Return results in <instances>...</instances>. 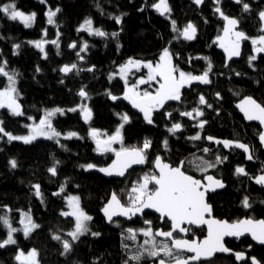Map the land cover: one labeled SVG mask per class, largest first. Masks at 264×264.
Listing matches in <instances>:
<instances>
[{
  "label": "trees",
  "instance_id": "obj_1",
  "mask_svg": "<svg viewBox=\"0 0 264 264\" xmlns=\"http://www.w3.org/2000/svg\"><path fill=\"white\" fill-rule=\"evenodd\" d=\"M159 0H0V7L15 3L18 10L36 13L35 21L30 28L22 23L12 21L0 12V63L10 74L17 73L16 89L23 116H14L6 108H0V120L5 131L15 135L25 134V125L29 117L37 120L44 111L60 108L64 114L57 113L52 118L53 127L62 135L74 131L79 137L55 140L36 139L25 144L20 141H0V215H7L12 227L20 229L19 218L28 213L40 225L27 238L21 231L13 233L16 244L0 248V264H20L16 259L19 251L35 249L38 252V264H137L129 259L140 251L146 237L138 233L140 220L131 223L113 221L107 225L100 210L114 191L125 204L127 193L134 183L149 173L154 155H168L171 161L187 156V142L183 135L176 139L168 136L167 122L163 112L155 113L153 124L147 123L140 115L133 113L122 101H114L113 96L124 93V85L118 78L109 80L111 72L125 64L129 59L136 61L156 62L163 50L167 48L172 56L173 65L178 70L194 75L205 72L208 63L211 85L207 91L219 93L220 102H216L218 115H214L207 134L221 138L241 141L253 148L256 163H245L244 155L239 151L225 154L227 160L222 163L220 176L225 188L211 196L209 203L219 219L235 222L242 218H264V189L251 183V177L257 175L264 165V151L257 143L259 126L246 124L234 105L245 96L253 97L264 106V53L257 56L249 66L252 55L247 43L238 61L225 66V61L216 51L213 40L219 35L222 21L214 13L216 6L223 14L238 20L240 29L249 37L261 34L259 13L264 10V0H242L232 3L231 0H204L201 7L193 0H167L170 13L161 17L152 5ZM243 3L250 6L243 10ZM61 9L49 25L45 13L49 8ZM115 17L121 22L116 23ZM86 19H91L92 26L108 33L107 37L89 35L80 30ZM175 21L177 31H173ZM191 23L197 31L195 39L188 42L181 33ZM45 30L47 34L45 35ZM118 33L113 37L111 33ZM59 34V35H58ZM59 47L45 43L42 53L29 41H52L57 39ZM174 40V41H173ZM75 43V48L69 45ZM87 43V49L80 52L81 60L76 53ZM19 44L18 49L14 45ZM207 58V59H204ZM76 64L77 68L68 74H61L64 65ZM92 68V71H88ZM39 69V71H37ZM239 73V75H237ZM6 77L0 75V89L5 87ZM87 92L82 99L78 93L81 89ZM200 87H191L183 91L181 101L173 107L186 111L197 101ZM82 103L92 111L91 120L83 122L79 111H68ZM128 113L130 122L123 127L124 141L127 148L142 147L146 140L151 141L147 150V165L131 171L123 180L105 179L98 173L85 170L81 165L89 163L97 167L104 166L111 160V154L99 153L95 149L90 129L100 132H112L121 122L118 114ZM85 132V133H84ZM169 142V153L162 151L163 142ZM224 156V157H225ZM15 160L17 167L12 168L9 161ZM59 161L57 164L56 162ZM200 162V161H198ZM55 165L57 174L53 176L48 169ZM245 165L248 175L235 173V166ZM150 174V173H149ZM34 185H40L42 195H35ZM61 186L64 191L59 195ZM77 194L82 209L92 217L88 222L90 231L72 241L68 233L74 228L71 217L61 215L66 210L64 197ZM248 197L250 208L242 204ZM160 226L155 225V228ZM128 228L136 230L135 241L126 240ZM144 228V227H143ZM167 229V227H163ZM7 228L0 222V241L7 238ZM99 233L93 236L91 233ZM60 236V240L53 236ZM71 243L69 253H64L63 241ZM160 244V241H157ZM123 244L129 247L126 249ZM232 251H246L264 264V248L253 245L249 239L226 241ZM145 247H151L146 245ZM165 260L170 258L161 257ZM158 259V258H157ZM157 259L145 256L139 264H151ZM205 264H237L231 256H215ZM239 264H250L248 258Z\"/></svg>",
  "mask_w": 264,
  "mask_h": 264
},
{
  "label": "snow or ice",
  "instance_id": "obj_2",
  "mask_svg": "<svg viewBox=\"0 0 264 264\" xmlns=\"http://www.w3.org/2000/svg\"><path fill=\"white\" fill-rule=\"evenodd\" d=\"M40 3H47V0H39ZM197 5L203 3V0H194ZM219 4L220 0H215ZM237 3H242V0H236ZM160 15H165L170 13V7L168 6L167 0H159L158 3L152 5ZM243 10L249 11L250 6L247 3H243ZM61 9L57 7L55 10L51 8L45 13L47 16V23L52 25L55 23L54 18ZM217 13L227 22L223 32V37H218L219 46L224 49L227 53L228 59L232 57H238L240 55V42L242 40L251 39L253 45V51L255 53H264V35H260L256 38H249L242 31H233V29L238 25V20L235 18H229L223 14L219 7L215 9ZM0 12H3L8 19L12 21L19 20L26 28L32 27L36 13L32 12L31 14H25L23 11L18 10L16 4L9 3L0 7ZM261 21H264V11L259 13ZM116 23L121 22L120 17H115ZM173 31H177L175 21H172ZM87 30L89 35H96L99 37H107L109 34L100 30L99 28L93 29L91 19H86L85 22L80 26L78 31ZM261 32H264V27L261 28ZM47 34L45 30V35ZM196 29L189 23L186 28L183 30L181 35L186 40H192L195 38ZM59 35V34H58ZM113 37L117 36L118 33H111ZM234 37V39H233ZM30 44H33L38 48L42 53L45 51L44 44L51 43L59 47L58 37L52 41H29ZM14 49L20 47L19 44L13 46ZM70 48H75V43L69 45ZM87 49V43L80 48V51L76 55L82 60L83 57L80 56V52H83ZM256 55L249 57V66H252V61L256 60ZM207 59V58H204ZM4 65L7 64V61L3 62ZM143 64V67L149 69L147 79L140 78L136 84L127 86V80L125 79L126 91L124 93V99L129 100L134 108L139 109L143 114L144 120L152 124L153 113L164 107L165 103L168 101H181L182 89L187 85L191 86L193 82L198 81L203 84H209L211 81L209 79V72L212 69L211 62L208 63L207 70L202 75H193L192 73H185L184 71L178 70V68L171 62V54L167 48H165L160 56V62L153 65L151 62H141L134 61L129 59L125 65L120 66V72L124 73L129 69V66L139 67ZM77 65H65L60 71L64 74L70 73L73 69H76ZM92 68H89L88 71H92ZM39 71V69H37ZM0 75L7 77L8 86L3 90H0V108H7L10 113L14 116H23L24 113L21 110V105L17 101V89L16 84V75L17 73L10 74L5 70L4 66H0ZM115 75V74H114ZM239 75V73H237ZM157 77L160 78L157 81ZM123 78V77H122ZM111 79V77H110ZM151 81H156L158 83V88L155 92H149L147 90L140 92L137 91L138 85L148 84ZM162 81V82H161ZM78 95L82 99L87 98V92L82 88ZM109 96L112 100L118 99V97L111 95ZM219 97V93H217ZM199 103L201 105L206 104V100L203 96L199 97ZM211 107L210 104L207 105ZM240 110L244 113V116L249 121H259L261 125H264V106H261L251 97L245 98L240 105H238ZM80 110L82 119L85 123H88L92 117V111L87 105H78L77 108L69 109L68 111L75 112ZM64 114V110L60 108H55L50 111H46L45 115L40 119L39 123L32 125H25L29 129V134L24 136H16L10 132L5 131L3 127V121H0V138L3 136L7 137L9 142L12 141H22L25 144L32 143L39 137H43L48 140L55 139L61 136V133L57 131L52 125V118L57 114ZM193 113H196L197 117L203 116V111L194 108L191 112H181L180 115L187 116L189 118H194ZM122 123L116 128L115 132L112 135H108L106 139H100L102 134L100 130L91 128L89 135L96 143V151L103 154L112 152L115 154V159L107 167L99 168L100 172L105 173L106 175L112 176H124L129 168L133 165H142L147 162V150L151 147V141L146 140L142 147H133L126 148L123 147V137L121 135V129L124 127V124L130 122L129 116L124 114H118ZM170 117L172 114L167 113ZM32 119V117H29ZM207 121L201 120L197 127L203 129ZM182 129L180 123H174L169 129V133L175 134L177 131ZM73 137H79L77 132L71 131L65 135V139H71ZM202 137L198 132L196 135L189 137L190 140L197 141ZM208 141H214L216 144H223L225 148L234 147L237 149H242L245 153H249L250 149L247 144L241 143L239 141L231 140H217L214 137H206ZM259 139L264 146V132L259 133ZM59 143V140L56 141ZM114 143H120L121 147L119 150L112 147ZM165 147H167V140L164 141ZM205 153L210 152L211 149L204 148ZM248 160H252L253 156L251 154L247 155ZM200 164L196 165V168L202 173L205 174L210 168H215L217 165L222 164L227 160V157L221 158L220 155L216 156L215 163H211L200 157ZM12 168L17 167V162L15 160L9 161ZM57 164L59 161L56 162ZM184 161H181L179 165L173 166L170 163H166L160 156L155 158L153 162V167L155 172L152 174L145 173L140 181L133 184L128 195V203L125 204L121 201L117 193L113 192L111 194L110 200L102 209L105 217L111 223L113 222V217L123 216L127 219H132L137 214H143L146 209H153L155 212L160 214L162 220H167L170 222V230H153L152 227L139 229V232L148 239L143 241V244L140 246L141 250L129 257L130 260L136 261L137 264L145 258L157 259L158 264H168L161 257L163 253L164 257L170 258L172 264H190L194 262H200L201 260H210L216 253H231L232 250L225 246L224 238L225 237H237L243 236L245 233H249L252 236V239L264 244V219L253 220L251 218L238 220L232 223H229L226 220H217L214 218H206L210 216L212 212L211 205L206 202L205 194L209 190H215L216 188H223L224 184L219 179H215L211 175H203V180H207L210 183L205 184L203 180L197 179L195 176L188 174L184 170ZM85 170L96 168L94 164L81 165ZM48 171L55 176L57 174V169L55 165L50 167ZM236 174L247 176L248 173L243 167L236 168ZM255 183L264 186V175H260L254 178ZM151 185V187H150ZM36 189L35 195L39 198L42 193L40 191V185L33 186ZM64 191V187L61 186L60 191L53 193V195H59ZM68 207L71 211L62 212L61 215L64 217H74L75 218V227L74 231L68 233L71 236L72 240H78L80 236L88 233L90 231L87 222L92 220L90 215H87L83 209L80 207L79 197L70 196L67 198ZM242 204L245 208H250L251 204L249 203L248 197H244ZM22 217H26L27 222L22 219L20 222L24 225L22 229H17L12 227L9 218L7 215H0V222L8 229L7 238L3 241H0V248H4L7 245L16 244V240L13 237V233L18 231H23L25 238L29 234L40 227V225L32 221V217L28 213H22ZM145 224L151 225V221L145 220ZM188 226H201L207 225V235L203 240L197 239H185L178 238L174 236V233H183L187 235L190 231ZM129 235L125 237L126 240L135 241L137 239L136 230L128 228L126 230ZM93 236H99V233L92 232ZM156 237H165L170 240V244L164 241H161L158 245L156 242ZM53 239L60 240V236H53ZM146 245H151V247H145ZM124 248H128L127 244H123ZM72 245L69 241H63L64 253H69L71 251ZM185 253H190L192 255H185ZM237 260H244V253H233ZM38 252L35 249L30 250L27 254L23 251H19L15 259L20 262V264H38ZM252 264H259V261L255 257L251 258ZM125 264H128V261H125Z\"/></svg>",
  "mask_w": 264,
  "mask_h": 264
},
{
  "label": "flooded vegetation",
  "instance_id": "obj_3",
  "mask_svg": "<svg viewBox=\"0 0 264 264\" xmlns=\"http://www.w3.org/2000/svg\"><path fill=\"white\" fill-rule=\"evenodd\" d=\"M214 2H215V0H214ZM216 5H218L217 3H216ZM219 7V6H218ZM216 8H217V6H216ZM216 8H214V13H215V9ZM156 12V11H155ZM157 13V12H156ZM216 14V16H217V19H218V15H217V13H215ZM234 18V17H233ZM236 19V18H235ZM218 20H220V19H218ZM220 21H222V20H220ZM239 24V23H238ZM222 26H223V21H222ZM196 29V28H195ZM221 30H222V28H221ZM239 30L240 31H242L241 29H240V27H239ZM243 32V31H242ZM220 33H221V31H220ZM220 33H219V35H220ZM196 34H197V31H196ZM196 34H195V36H196ZM262 34V33H261ZM218 35V36H219ZM262 35H264V34H262ZM217 36V37H218ZM216 37V38H217ZM249 37V36H248ZM249 38H254V37H249ZM195 39V38H194ZM214 41V40H213ZM245 43H247L248 45H249V47H250V49H251V53H252V55H254L253 54V45H252V43H251V39H248V40H246V41H244L243 42V46H242V53H243V47H244V44ZM213 44H214V42H213ZM215 45V44H214ZM215 49H216V45H215ZM217 51V50H216ZM218 52V51H217ZM221 54V53H220ZM251 55V56H252ZM223 56V55H222ZM242 56V55H241ZM257 57V56H256ZM224 58V57H223ZM241 58V57H240ZM224 61H225V59H224ZM232 62V61H231ZM230 63V62H229ZM228 63V64H229ZM227 64V65H228ZM225 66H226V64H225ZM204 73V72H203ZM203 73H201V74H198V75H202ZM194 75V74H193ZM211 77H212V75H210L209 74V79H210V81H211ZM130 79H131V77H130ZM122 81V80H121ZM158 81H159V77H158ZM123 83V82H122ZM124 85V84H123ZM210 85H211V82L209 83V84H205V85H200V84H192L190 87L189 86H185L181 91H182V95H183V91L185 90V89H189V88H191V87H200L201 89H202V91H197L198 92V95H197V101H196V103H195V105L193 106V107H191L189 110H186V111H179V110H175V109H173L174 107V105L176 104V103H178L179 101H171L170 103H168L164 108H162V109H159V110H157V111H154V113H153V117H154V114L155 113H160V112H163V115H164V117H165V120H166V122L168 123L167 124V134H168V136H170V137H172V138H174V139H176L178 136H181V135H183V137H184V139H185V141L187 142V148H188V153H187V156H185L183 159H181V160H177V161H171V158L169 159V156L168 155H163V154H158V155H154V158L152 159V162H151V169L149 170V173L150 174H152L153 172H155L154 171V168H153V162H154V160H155V158L157 157V156H160L162 159H163V161L164 162H166V163H170L171 165H173V166H177V165H179L180 164V162L181 161H184L185 162V164H184V170L188 173V174H190V175H193V176H195L197 179H201V180H203V175H211V176H213L215 179H220V180H222L221 179V176H220V169H221V167H222V164H219V165H217L215 168H210L209 170H208V172L207 173H205V174H202L197 168H196V165L197 164H200L201 163V161L199 160V158L200 157H203V159L204 160H206V161H209V162H211V163H215V160H216V156L217 155H220L221 156V158H223L224 156H225V154H228V153H230L231 151H239V152H241L240 150H238V149H236V148H229L227 151L219 144V145H216V144H214V143H211L210 141H208L207 139H206V137H209V136H211V135H209V134H207V131H208V128H209V126H210V124H211V122H212V119H213V116L214 115H218V113H219V111L218 110H216V102H220V95H219V97H217V93H215L213 90H211L210 92H208L207 91V89H208V87H210ZM158 83L157 82H153L152 83V85H150V84H147V85H144V86H142V89L145 91V90H147V91H149V92H155V90H156V88H158ZM125 86H124V93H125ZM123 93V94H124ZM182 95H181V98H182ZM200 96H203L204 98H205V100H206V104H204V105H201L200 103H199V97ZM259 103V102H258ZM208 104H210L211 105V107H208L207 105ZM260 104V103H259ZM261 105V104H260ZM127 106V105H126ZM262 106V105H261ZM194 108H198V109H200V110H202L203 111V116H200V117H197L196 116V113H193V117L194 118H189V117H187V116H182V115H180V113L181 112H191L192 111V109H194ZM131 110V109H130ZM132 111V110H131ZM133 112V111H132ZM133 113H135V112H133ZM167 113H171L172 115L169 117L168 115H167ZM128 116H129V114L128 113H126ZM136 114H138V113H136ZM138 115H140V114H138ZM143 119H144V117L142 116V115H140ZM152 117V118H153ZM129 118H130V116H129ZM201 120H204V121H207V123L204 125V127H203V129H200L199 127H197L196 125H198L199 124V122L201 121ZM122 123V121L119 123V125ZM174 123H180L181 125H182V129L181 130H179V131H177L175 134H171V133H169V131H168V129L174 124ZM253 124V123H252ZM118 125V126H119ZM125 125V124H124ZM152 125H154L153 123H152ZM255 125H257V124H255ZM117 126V127H118ZM259 126V125H258ZM259 129H260V127H259ZM116 130V129H115ZM115 130L114 131H112V132H101L102 134H106V135H101V137H100V139H106L107 138V136L108 135H112L114 132H115ZM200 133V135H201V139L200 140H197V141H193V140H190L189 139V137H191V136H194V135H196L197 133ZM260 133V132H259ZM121 135H122V137H123V141H124V134H123V128L121 129ZM259 135V134H258ZM211 137H214V136H211ZM258 137V136H257ZM214 138H216L217 140H230V139H221V138H217V137H214ZM92 141H93V143H94V145H95V141L92 139ZM231 141H235V140H231ZM239 142H241V141H239ZM243 143V142H242ZM257 143H258V141H257ZM244 144H246V143H244ZM118 145H120L121 146V144L120 143H114L112 146H118ZM248 145V144H247ZM259 145V144H258ZM123 146H124V144H123ZM163 148H162V151H165V152H167V153H169V151H170V148H169V142H167V147H165V145H164V142H163ZM249 146V145H248ZM125 147V146H124ZM259 147H260V145H259ZM127 148V147H126ZM204 148H209V149H211V151L210 152H207V153H205L204 151H203V149ZM249 148H250V150H251V155L253 156V162H248V163H256L257 162V159H256V157H255V155H254V151H253V148L252 147H250L249 146ZM96 149V148H95ZM260 149H261V147H260ZM262 150V149H261ZM263 151V150H262ZM242 153V152H241ZM109 154H111L110 152H109ZM243 154V153H242ZM115 154L113 153V155H111V159H112V157L114 156ZM244 155V154H243ZM244 160H245V155H244ZM198 161H200V162H198ZM110 162V161H109ZM245 163H247L246 161H245ZM147 165V162L141 167V168H143V167H145ZM237 167H243L244 169H245V171L247 172V170H246V167H245V165H237V166H235V170H236V168ZM141 168H138V169H131L129 172H131V171H134V170H139V169H141ZM264 165H262V167H261V171L258 173V174H260V173H262L264 170ZM234 170V171H235ZM128 172V173H129ZM127 173V174H128ZM235 173H236V171H235ZM257 174V175H258ZM257 175H255V176H253V177H251V179L252 178H255ZM127 176V175H126ZM117 180V179H116ZM121 181V180H120ZM251 181V180H250ZM203 182L205 183V181L203 180ZM222 182H223V180H222ZM224 183V182H223ZM206 184V183H205ZM225 184V183H224ZM150 187H151V185H150ZM264 189V188H263ZM114 192V191H113ZM215 193H217V192H215ZM215 193H213V194H215ZM213 194H208V196H207V203L208 204H210L209 203V201H208V199H209V196H211V195H213ZM110 195V194H109ZM211 205V204H210ZM211 208H212V216L214 217V218H217V219H219L215 214H214V211H213V207H212V205H211ZM138 220H140V222H141V227L143 228H147V227H152V229L155 231V230H158V229H162L163 231H168V230H170V223L165 219V220H162L160 217H158V216H156V215H154V214H152V213H145L144 215H143V217L142 218H137ZM261 219H264V218H261ZM134 220H136V219H134ZM133 220V221H134ZM145 220H148V221H151V225H147V224H145L144 223V221ZM253 220H260V219H253ZM125 222V221H124ZM131 223V222H130ZM155 225H158V226H160V227H158V228H155ZM163 227H167V229H163ZM190 228H191V231L187 234V239H189V240H191V239H198V240H200V239H202L204 236H205V229L204 228H202V229H196V228H194L193 226H189ZM141 228V229H142ZM143 236V235H142ZM174 236H176V237H178V238H181V236H180V234H178V233H175L174 234ZM156 240L157 241H160L161 242V240H159V239H157L156 238ZM244 240V239H243ZM232 241H235V243H239L240 241H236V240H232ZM164 242H167V243H169V241H164ZM251 242V241H250ZM252 243V242H251ZM170 244V243H169ZM253 244V243H252ZM254 245V244H253ZM263 248V247H262ZM234 252H238V251H234ZM239 253H245L246 254V258L243 260V261H245L247 258H248V261H249V259L251 258V257H253V256H250V257H248V254H247V252L246 251H240ZM214 259V258H213ZM212 259V260H213ZM234 259V258H233ZM158 260V259H157ZM166 261H171L170 259L169 260H166ZM211 261V260H210ZM235 261V260H234ZM156 262V261H155ZM205 262H208V261H200V262H198L197 264H205ZM242 262V261H241ZM250 262V261H249ZM236 263V262H235ZM261 263V262H260ZM237 264H239V263H237ZM251 264V263H250ZM262 264V263H261Z\"/></svg>",
  "mask_w": 264,
  "mask_h": 264
},
{
  "label": "water",
  "instance_id": "obj_4",
  "mask_svg": "<svg viewBox=\"0 0 264 264\" xmlns=\"http://www.w3.org/2000/svg\"><path fill=\"white\" fill-rule=\"evenodd\" d=\"M232 1V3H235V4H238L237 2H236V0H231ZM159 2V1H158ZM157 2V3H158ZM203 3H204V0H203ZM203 3L202 4H200V5H197L195 2H194V0H193V4L195 5V6H197V7H201L202 5H203ZM153 10L154 11H156L157 12V14L159 15V16H161V17H165V16H167L168 15V13H166L165 15H160V13L153 7ZM221 10V9H220ZM264 11V10H263ZM215 13H217L216 11H215ZM217 15H218V19H220V20H222L223 21V26H222V30H221V33H220V35L218 36V37H223V35H224V32H223V29H224V27H225V25H226V21L221 17V15L219 14V13H217ZM225 15V14H224ZM225 16H227V15H225ZM227 17H229V16H227ZM259 17V21H260V24H261V28L262 27H264V21H261V19H260V16H258ZM229 18H233V17H229ZM233 31H240L239 30V24L233 29ZM262 34H264V32H261ZM217 37V38H218ZM182 38L184 39V40H186L183 36H182ZM217 38H215L214 39V44L216 45V50L219 52V53H221L222 55H223V57H224V59H225V64L227 65L229 62H231V61H238L239 59H240V57H241V55H242V46H243V42L244 41H246V40H242L241 42H240V55L238 56V57H232L231 59H228V56H227V53L224 51V49H222L220 46H219V40L217 39ZM233 39H234V37H233ZM194 39H192V40H186V41H188V42H191V41H193ZM248 40V39H247ZM253 54L254 55H256V56H259V55H261L262 53H255L254 51H253ZM65 66V65H64ZM63 67V66H62ZM61 67V68H62ZM60 73L61 74H64V73H62L61 71H60ZM159 80H160V78H159ZM162 82V81H161ZM192 84H200V85H205V84H203V83H200V82H198V81H195V82H193ZM124 97V94H122V95H120V96H118V99H116V100H114V101H117V100H119V101H122L125 105H127L133 112H135V113H138V114H140V115H142L143 116V114L139 111V109H137V108H134L133 106H132V104H131V102L129 101V100H126V99H124L123 98ZM247 97H251V96H245V97H243V98H241L238 102H236L235 103V105H234V107H235V109L237 110V112L240 114V116L243 118V120H244V122L246 123V124H257V125H259V127H260V133L261 132H264V125H261V123L259 122V121H249V120H247L246 118H245V116H244V113L240 110V108L238 107V105H240L241 103H242V101L245 99V98H247ZM252 99H254L253 97H251ZM255 100V99H254ZM256 101V100H255ZM171 101H168V102H166L165 103V105H164V107L168 104V103H170ZM257 102V101H256ZM258 103V102H257ZM163 107V108H164ZM162 109V108H161ZM83 120V119H82ZM83 122H84V120H83ZM222 141V140H221ZM257 141H258V144L260 145V147H261V149L264 151V146H262V144H261V142H260V139H259V135H258V137H257ZM211 143H214V144H216L214 141H210ZM242 143V142H241ZM216 145H219V144H216ZM226 151L229 149V148H225L224 146H223V144H220ZM95 148H96V143H95ZM230 148H234V147H230ZM237 149V148H236ZM250 149V148H249ZM238 150H240L244 155H245V161L248 163V162H253V159L252 160H248L247 159V155H249V154H251V150L249 151V153H245L242 149H238ZM115 159V155L112 157V159L110 160V162L108 163V164H106V165H104V166H101V167H97L96 166V168H93V169H89V170H91V171H94V172H96V173H98L99 175H101L103 178H105V179H117V180H123L125 177H126V175H127V173L131 170V169H138V168H141L144 164H142V165H133L131 168H129L128 170H127V172L125 173V175L124 176H116V175H112V176H109V175H106L105 173H103V172H100L98 169L99 168H103V167H107L108 165H110L111 163H112V161ZM155 161V160H154ZM154 168V167H153ZM264 170V169H263ZM154 171H155V169H154ZM260 175H264V171L262 172V173H260V174H258L257 176H260ZM256 176V177H257ZM220 180V179H219ZM205 181V183L206 184H209L210 182L209 181H207V180H204ZM220 181H222V180H220ZM251 183L254 185V186H256V187H262V188H264V186H261V185H259V184H257V183H255V179L254 178H252L251 179ZM224 184V183H223ZM225 188V184H224V187L223 188H216L214 191L213 190H209V191H207L206 192V194H205V199H206V202H207V196H208V194H213V193H215V192H219V191H222L223 189ZM36 190V189H35ZM113 193V191L110 193V195H109V197H108V199H107V201L105 202V204L103 205V207L101 208V210H100V214H101V216L103 217V219L105 220V222H106V224L107 225H109V224H111L108 220H107V218L105 217V215H104V213H103V211H102V209L105 207V205L108 203V201L110 200V197H111V194ZM145 213H152V214H154V215H156V216H158V217H160V214L159 213H157V212H155L153 209H146V210H144V213L143 214H137L136 216H134L132 219H127L126 217H123V216H116V217H113V221H125L126 223H130V222H132L134 219H137V218H142L143 217V215L145 214ZM206 218H209V219H211V218H214L213 216H212V212H211V215L210 216H206ZM214 219H217V218H214ZM244 219H249V218H242V219H240V220H244ZM217 220H224V219H217ZM261 220V219H260ZM227 221V220H226ZM229 222V221H228ZM170 223V222H169ZM229 223H232V222H229ZM185 227H189L188 225H184ZM194 228H196V229H202V228H204L205 229V236L202 238V239H200V240H203L205 237H206V235H207V225H201V226H199V227H197V226H193ZM158 230H162V229H158ZM178 233V232H177ZM175 234V233H174ZM178 234H180V236H181V238H185V239H187V235H185V234H183V233H178ZM157 239H159V240H161V241H169V243H170V240H168L167 238H165V237H156ZM249 239L254 245H256V246H259V247H263L264 248V244H260L259 242H257V241H255V240H253L252 239V236H251V234H249V233H245L243 236H240L239 238H237V237H225L224 238V243L226 242V241H231V240H236L237 242L238 241H240V240H243V239ZM196 239V238H195ZM198 240V239H197ZM225 246H226V244H225ZM227 247V246H226ZM233 253H239V252H234V251H232L231 253H216L210 260H212L215 256H219V255H223V256H226V257H228V256H231V257H233L234 258V260H235V262L236 263H240L241 261H243V260H237L236 259V257H235V255L233 254ZM245 254V253H244ZM185 255L187 256V255H192V254H190V253H185ZM245 257H246V254H245ZM252 258V257H251ZM251 258L249 259V261H250V263L252 264V261H251ZM210 260H201V261H210ZM257 260V259H256ZM258 261V260H257ZM19 262V261H18ZM20 263V262H19ZM198 263V262H197ZM151 264H158V260H156V262H154V263H151ZM168 264H172V261H168ZM190 264H194V262H191L190 261ZM259 264H261L260 262H259Z\"/></svg>",
  "mask_w": 264,
  "mask_h": 264
},
{
  "label": "rangeland",
  "instance_id": "obj_5",
  "mask_svg": "<svg viewBox=\"0 0 264 264\" xmlns=\"http://www.w3.org/2000/svg\"><path fill=\"white\" fill-rule=\"evenodd\" d=\"M25 14H31V13H26V12H24ZM19 21V20H18ZM20 22V21H19ZM21 23V22H20ZM23 24V23H22ZM93 27V26H92ZM93 29H95L94 27H93ZM87 31V30H86ZM254 38H256V37H254ZM42 41V40H41ZM161 56V55H160ZM134 61H136V60H134ZM141 62H151V61H141ZM158 62H160V57H159V59L156 61V62H151L153 65H155L156 63H158ZM171 62H172V56H171ZM127 63V62H126ZM125 63V64H126ZM125 64H123V65H125ZM172 64H173V62H172ZM0 66H4L2 63H0ZM122 66V65H121ZM6 70V69H5ZM148 73H149V69L148 68H146V67H143V64H141L139 67H136V66H129V69L126 71V72H124V73H121L120 72V66L119 67H117L116 68V71L115 72H111L110 74H109V76H108V79L111 81V80H113V79H115V78H118V79H120V80H122V82H123V84H124V86H125V90H126V84H125V79L127 80V86H131V85H133V84H136L137 82H138V80L140 79V78H145V79H147V76H148ZM115 74V75H114ZM110 77H111V79H110ZM123 77V78H122ZM130 77H131V79H130ZM6 79H7V77H6ZM157 81H158V77H157ZM153 82H156V81H151V82H149L148 84H150V85H152V83ZM8 80H7V82H6V85H5V87L6 86H8ZM144 85H147V84H140V85H138V88H137V91H140V92H143L144 90L142 89V86H144ZM5 87H3V88H1L0 90H3ZM15 87H16V84H15ZM15 95H17V101H18V103H19V94H18V92H17V94H15ZM20 104V103H19ZM81 105H85L84 103H82ZM7 109V108H6ZM53 109H55V108H53ZM8 110V109H7ZM50 110H52V109H49V110H46V111H50ZM9 111V110H8ZM46 111H44L43 112V114L37 119V120H35V119H30L29 120V122L26 124V125H32V124H36V123H39V121H40V119L45 115V112ZM77 111H79V113L81 114V112H80V110L78 109ZM10 112V111H9ZM1 121V120H0ZM27 128V127H26ZM29 134V129L27 128V131H26V133L25 134H22V135H16V136H24V135H28ZM13 135H15V134H13ZM66 135V134H65ZM65 135H62L61 134V136H59V137H57V138H55V139H52V140H59L60 138H63V137H65ZM0 136H2V134H0ZM37 139H45V138H43V137H39V138H37ZM2 140H7V137L6 136H3V138H0V141H2ZM8 141V140H7ZM20 142H22V141H20ZM113 148H115V149H117V150H119V148L121 147L120 145H118V146H112ZM124 147V146H123ZM109 153V152H108ZM111 153V155H113V153L112 152H110ZM70 196H77L78 197V195L77 194H73V193H71V194H68L67 196H65L64 197V201H65V203H66V210L65 211H63V212H68V211H71V209L68 207V201H67V198L68 197H70ZM79 203H80V199H79ZM80 207H81V204H80ZM82 208V207H81ZM84 211V210H83ZM85 212V211H84ZM71 218H73V220H74V227H75V218L74 217H71ZM22 219H24L25 220V222H27V220H26V217H22V215H20V218H19V224H20V229H22L23 227H24V225L23 224H21V220ZM32 221L34 222V223H36L34 220H33V218H32ZM37 224V223H36ZM87 224H88V222H87ZM8 230V229H7ZM71 231H74V228L71 230ZM70 231V232H71ZM22 233H23V231H21ZM138 233H140L139 231H138ZM86 234V233H85ZM69 236V235H68ZM69 238L72 240V238H71V236H69ZM145 239H148L147 237L145 238ZM73 241V240H72ZM30 250H32V249H30ZM30 250H28V251H26V252H24L25 254H27ZM38 259V258H37Z\"/></svg>",
  "mask_w": 264,
  "mask_h": 264
},
{
  "label": "bare ground",
  "instance_id": "obj_6",
  "mask_svg": "<svg viewBox=\"0 0 264 264\" xmlns=\"http://www.w3.org/2000/svg\"><path fill=\"white\" fill-rule=\"evenodd\" d=\"M174 41V40H173ZM85 133V132H84Z\"/></svg>",
  "mask_w": 264,
  "mask_h": 264
}]
</instances>
